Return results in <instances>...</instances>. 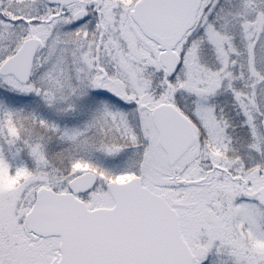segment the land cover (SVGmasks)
Masks as SVG:
<instances>
[{
    "label": "snow or ice",
    "instance_id": "1",
    "mask_svg": "<svg viewBox=\"0 0 264 264\" xmlns=\"http://www.w3.org/2000/svg\"><path fill=\"white\" fill-rule=\"evenodd\" d=\"M0 264H264V0H0Z\"/></svg>",
    "mask_w": 264,
    "mask_h": 264
}]
</instances>
